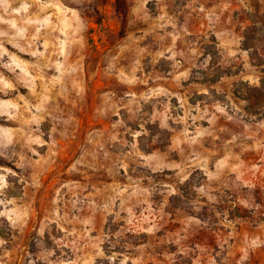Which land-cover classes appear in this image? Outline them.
Listing matches in <instances>:
<instances>
[{
	"label": "rangeland",
	"instance_id": "rangeland-1",
	"mask_svg": "<svg viewBox=\"0 0 264 264\" xmlns=\"http://www.w3.org/2000/svg\"><path fill=\"white\" fill-rule=\"evenodd\" d=\"M263 58L264 0H0V264H264Z\"/></svg>",
	"mask_w": 264,
	"mask_h": 264
},
{
	"label": "trees",
	"instance_id": "trees-1",
	"mask_svg": "<svg viewBox=\"0 0 264 264\" xmlns=\"http://www.w3.org/2000/svg\"><path fill=\"white\" fill-rule=\"evenodd\" d=\"M256 31L257 30H255L254 28H249V31H248L249 34H247V39L245 40V45H246L247 49L254 48L250 44H251V42H254L253 38H252V33H255ZM250 34H251V36H250ZM255 53L257 55H259L258 51H255ZM258 58H261V57L258 56ZM248 92H249V96H250L249 100H251L252 98L261 97L263 99V102H264V85L249 87V91Z\"/></svg>",
	"mask_w": 264,
	"mask_h": 264
}]
</instances>
